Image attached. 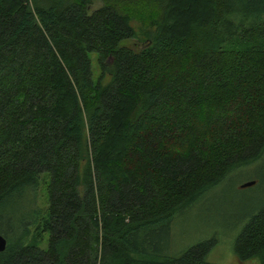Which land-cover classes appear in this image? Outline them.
I'll return each instance as SVG.
<instances>
[{
  "label": "trees",
  "instance_id": "1",
  "mask_svg": "<svg viewBox=\"0 0 264 264\" xmlns=\"http://www.w3.org/2000/svg\"><path fill=\"white\" fill-rule=\"evenodd\" d=\"M262 159L264 0H0V264H219L170 225Z\"/></svg>",
  "mask_w": 264,
  "mask_h": 264
},
{
  "label": "rangeland",
  "instance_id": "2",
  "mask_svg": "<svg viewBox=\"0 0 264 264\" xmlns=\"http://www.w3.org/2000/svg\"><path fill=\"white\" fill-rule=\"evenodd\" d=\"M256 182L242 186L249 178ZM40 190L38 204L44 207ZM264 206V159L254 161L228 173L218 184L202 193L183 208L172 221L168 250L176 253L192 243L210 236L216 239L207 260L219 264H256L254 259L238 261L230 250L231 238L248 215Z\"/></svg>",
  "mask_w": 264,
  "mask_h": 264
},
{
  "label": "water",
  "instance_id": "3",
  "mask_svg": "<svg viewBox=\"0 0 264 264\" xmlns=\"http://www.w3.org/2000/svg\"><path fill=\"white\" fill-rule=\"evenodd\" d=\"M252 181H247L242 184V186L251 185ZM5 247V239L0 235V251H2Z\"/></svg>",
  "mask_w": 264,
  "mask_h": 264
}]
</instances>
